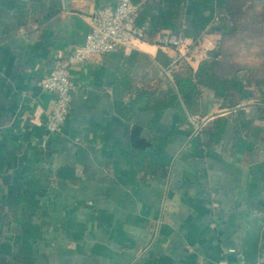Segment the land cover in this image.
Wrapping results in <instances>:
<instances>
[{"label":"crops","instance_id":"obj_1","mask_svg":"<svg viewBox=\"0 0 264 264\" xmlns=\"http://www.w3.org/2000/svg\"><path fill=\"white\" fill-rule=\"evenodd\" d=\"M117 1L0 0V264H225L264 216V83L220 63L251 95L198 85L189 105L178 90L223 36L202 0H183L177 30L153 26L165 0H133L145 37L76 65L66 124L47 131L43 79Z\"/></svg>","mask_w":264,"mask_h":264},{"label":"built area","instance_id":"obj_2","mask_svg":"<svg viewBox=\"0 0 264 264\" xmlns=\"http://www.w3.org/2000/svg\"><path fill=\"white\" fill-rule=\"evenodd\" d=\"M140 5L133 0H118L113 6L95 9L88 18L89 31L85 41L74 47L57 60L55 67L42 81V87L55 95V102L46 115V128L49 133L62 132L72 104L74 82L72 69L95 55L135 46V41L146 35V26L137 24ZM160 44L181 51L185 38L177 33L166 31L161 35ZM235 253L237 261L225 264H244L240 260L239 248L229 249Z\"/></svg>","mask_w":264,"mask_h":264},{"label":"rangeland","instance_id":"obj_3","mask_svg":"<svg viewBox=\"0 0 264 264\" xmlns=\"http://www.w3.org/2000/svg\"><path fill=\"white\" fill-rule=\"evenodd\" d=\"M228 7L234 14L228 13L222 24L233 28L221 31L213 52L220 56L222 71L232 74L241 67L245 78L259 86L264 79V0H229Z\"/></svg>","mask_w":264,"mask_h":264},{"label":"trees","instance_id":"obj_4","mask_svg":"<svg viewBox=\"0 0 264 264\" xmlns=\"http://www.w3.org/2000/svg\"><path fill=\"white\" fill-rule=\"evenodd\" d=\"M204 3L208 4L212 7L211 14L203 17V27H206L212 20L216 14L217 9H223L221 20L225 21L228 13L234 14L232 12L231 7H228L229 0H202ZM183 0H165L164 5H162L159 9L157 15H153L151 20L153 22L154 28H164L170 30H177V22L176 20L179 17L180 7ZM146 18L145 16L139 14L137 19V24L140 26H144ZM220 26H216L219 28ZM233 27L223 23L220 27L224 32L231 30ZM214 53V52H213ZM216 53H214V59L212 60H204L199 70L195 73L194 76L189 77H177L176 83L178 86V90L184 94V97L189 105H191V101H193L194 95L197 91L198 85H206L216 91H222L225 93H229L230 90L237 89V91L242 96L251 95L248 90L244 89L243 80L238 78L237 76H222L216 73L215 67L220 64V60H216ZM232 75V74H230ZM261 83H264V79L261 80ZM171 99L174 100L178 97L176 92L170 91ZM171 100V101H172Z\"/></svg>","mask_w":264,"mask_h":264},{"label":"water","instance_id":"obj_5","mask_svg":"<svg viewBox=\"0 0 264 264\" xmlns=\"http://www.w3.org/2000/svg\"><path fill=\"white\" fill-rule=\"evenodd\" d=\"M264 216L253 213L245 218L246 228L239 237L240 260L244 264H258Z\"/></svg>","mask_w":264,"mask_h":264}]
</instances>
